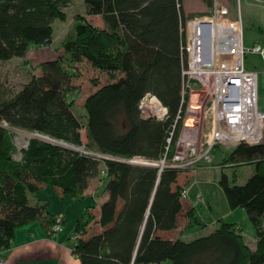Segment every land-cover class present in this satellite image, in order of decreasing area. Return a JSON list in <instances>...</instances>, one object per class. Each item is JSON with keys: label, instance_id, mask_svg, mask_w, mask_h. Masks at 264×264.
I'll use <instances>...</instances> for the list:
<instances>
[{"label": "trees", "instance_id": "obj_1", "mask_svg": "<svg viewBox=\"0 0 264 264\" xmlns=\"http://www.w3.org/2000/svg\"><path fill=\"white\" fill-rule=\"evenodd\" d=\"M181 2L84 0L86 15L100 16L102 27L84 15L75 16L72 31L61 40L59 56L37 64L39 73L30 75L14 93L0 83L1 256L10 248L16 227L38 220L49 231L55 221L48 201L30 203V196L51 187L60 197L80 200L89 181L96 178L107 197L97 219L92 206H87L74 222L72 253L80 264H264V141L230 148L221 162L252 163L254 171L243 184H235L223 171L217 182L228 207L246 211L255 232L254 249L245 242L238 223L221 218L211 232L190 241L158 235L174 229L182 211L178 169L158 172L154 167L101 162L36 137L28 140L20 161L13 159L11 128L70 146L84 144L117 158L157 160L180 107L170 156L185 109L179 105L184 60L180 29L185 22ZM204 2L208 7L212 4ZM69 3L0 0V61L24 58L29 48L51 44L52 22L66 20ZM82 61L108 76L107 83L85 97L83 122L68 98L75 89L76 65ZM147 93L167 109L164 120L140 117L138 104ZM186 217L190 226L203 225L193 208ZM93 222L100 231L82 238Z\"/></svg>", "mask_w": 264, "mask_h": 264}, {"label": "built area", "instance_id": "obj_2", "mask_svg": "<svg viewBox=\"0 0 264 264\" xmlns=\"http://www.w3.org/2000/svg\"><path fill=\"white\" fill-rule=\"evenodd\" d=\"M213 1L212 16L191 19L180 29L184 60L180 71L179 105L182 106L185 103L188 95L204 94L208 105L205 107L203 115L208 122V127L202 137L189 138L184 134H179L174 141L172 154L169 156V145L181 112L179 107L166 138L165 151L157 160L139 157L117 158L88 149L84 144L78 147L66 144L67 149L101 162L119 161L132 165L154 167L158 172H161L164 168L183 171L200 163H209L211 161L210 151L219 145L233 148L240 144L254 145L262 142L264 111L260 110L258 106V75L255 70L246 68L245 57L247 53H255L261 56L264 62V47L253 44L250 48H246L243 44L240 20H219V16L225 12V9L223 5L217 6V0ZM239 1L236 0L237 3ZM251 1L262 2V0ZM153 101L158 104L155 105ZM195 107L199 110L202 109L203 102L197 101ZM138 109L142 118L152 117L164 120L167 117V109L155 96L149 93L139 101ZM190 119L193 122L197 120L194 116H191ZM187 128L189 126L184 125V129L187 130ZM27 144L28 141L24 149ZM23 150L16 156L13 154L15 161L21 160ZM102 174H105L104 170ZM186 196L187 191H181L180 200L185 199ZM62 218V214L55 215V221L49 230L50 234L62 231ZM0 264H5L1 255Z\"/></svg>", "mask_w": 264, "mask_h": 264}, {"label": "rangeland", "instance_id": "obj_3", "mask_svg": "<svg viewBox=\"0 0 264 264\" xmlns=\"http://www.w3.org/2000/svg\"><path fill=\"white\" fill-rule=\"evenodd\" d=\"M181 1L184 2L185 8L188 11L198 10L201 7L202 2L206 7L203 12L188 14V16L184 15V24L191 19H198L205 16L210 17L213 14V0H211L212 4L210 7L205 4L204 0ZM220 5H223L225 12L221 13L219 20H240L239 22H241L242 25L243 44L246 48H250L253 44H259L264 47V0L260 3H255L251 0H240L239 3H237L236 0H217V6ZM64 11L66 12L65 21L55 19L52 22V43L49 45V49L46 48L47 51L57 52L58 55L62 53L60 49L61 40L72 31L73 19L77 15H84L86 13L84 0H70L69 5ZM26 60L27 59L24 58H17L0 61V83L8 93L18 91L21 85L29 79L30 75H35V64H32L35 61L31 63L30 60ZM245 66L246 68L253 69L257 72L258 106L260 110L264 111V62L262 61V57L255 53H247L245 57ZM76 67L77 68L74 71L76 75L72 79V85L75 89L68 95V98L72 102V109L75 115L83 122V103L85 97L100 85L107 83L108 76L93 69L86 61L78 63ZM193 86L196 87V85ZM200 94L201 95L198 96H193V94L187 96L184 103L185 109L183 117L181 118L178 135L184 134L189 138H201L206 132L208 122L203 115V111L208 105V102L204 94ZM197 101L203 102V107L200 110L195 107ZM190 108L193 109L191 110ZM191 116L196 117L197 120L195 122L191 121ZM191 124H193V126H191ZM184 125L189 126V128L185 130ZM2 126H5V124L2 123ZM9 133L15 148L14 156L24 149V146L30 138H38L37 136H39L36 133L26 132L16 128L9 129ZM32 134H36V136L33 137ZM81 136L83 142H86L84 129L81 131ZM39 139L41 138L39 137ZM262 141H264V131ZM53 143L56 144L58 141H54ZM229 151L230 148L219 145L210 151L211 161L209 163H200L194 165L193 168L179 171L176 185L181 191H187V196L185 199H181V203L184 207L186 204H189L188 202L196 199L198 202H196L197 209L200 210V213H198L197 209L193 208V210L196 217H198L203 223V225L190 226L186 217V212L190 209L184 207V210H182V214L178 219V224L182 228L180 233H183L182 236L184 237V241H190L195 237L211 232L215 228L216 220L221 217V219L226 222L238 223L242 229V235L247 245H254L255 232L246 211L240 207L230 209L217 184L221 170L228 175L229 180H232L233 178L235 184H243L253 173L254 165L252 163L236 165L221 163ZM218 165L222 167H219ZM99 188L100 185L96 187V196H99L97 194L99 193ZM55 195L56 194L51 187H42L38 190L35 196L29 197V201L30 203H33L36 199H49L51 201L52 211L61 210L65 213L66 222L65 227L62 229H64L65 233H71L73 232V221L76 219V213H81L80 209L84 207L85 204H91L92 200L89 197H85L78 200L80 201L79 203L68 205V202L70 201L69 199L66 198L63 201H60ZM206 200L211 206V211L207 208ZM195 227L198 229L197 231H193V228L195 230Z\"/></svg>", "mask_w": 264, "mask_h": 264}, {"label": "crops", "instance_id": "obj_4", "mask_svg": "<svg viewBox=\"0 0 264 264\" xmlns=\"http://www.w3.org/2000/svg\"><path fill=\"white\" fill-rule=\"evenodd\" d=\"M182 9L185 16H188V14H195L197 12H203L206 8L204 3L202 2L201 7L198 10L194 11H188L185 8L184 2L182 1ZM86 18L92 22L93 24L102 27L103 23L98 15H86L84 14ZM52 43V41H51ZM50 45V44H49ZM31 47L28 49L24 59L30 60L32 64H35V66L45 60L54 59L57 56V52L54 51H47L46 48L49 47ZM49 49V48H48ZM17 59V58H12ZM21 59V58H19ZM26 60V61H27ZM34 66V67H35ZM249 69V68H248ZM34 74L37 75L39 73L38 69L34 70ZM33 74V73H32ZM82 131V130H81ZM220 163V162H218ZM219 167H222L218 165ZM223 171V170H221ZM219 178V177H218ZM178 179V178H177ZM218 182V180H217ZM218 184V183H217ZM100 185V188L98 189L97 193L99 196H96V187ZM220 188V187H219ZM56 197L63 201L67 197H60L59 192H54ZM224 196V195H223ZM89 197L92 202L91 204H85L84 207H82L80 210L81 213H76V219L79 218L84 211L86 210L87 206H92L91 212L94 215L95 219H97L98 213H99V206L107 197V193L103 191L101 183L96 179H91L89 181V184L84 191V197ZM195 198V197H194ZM69 199V198H67ZM39 200H45L48 201V212L56 215V214H63L64 220L66 222L65 213L61 210L58 211H52L51 210V201L49 199H39ZM68 205H72L74 203H79L78 200H72L69 199ZM77 201V202H75ZM226 201V200H225ZM85 202V201H84ZM197 200L193 199L192 201L188 202L189 204H186L184 207H187L188 209L194 208L197 209ZM207 202V200H206ZM35 203V201L33 202ZM227 203V202H226ZM182 205V203H181ZM207 208L211 211V206L207 202ZM184 207L182 205V210H184ZM198 210V209H197ZM205 210V209H204ZM198 213H200V210H198ZM182 214V211L177 216V224L176 227L169 231H159L158 235L161 238L164 239H176L180 238L183 240V233H180L182 230L181 226L178 224L179 216ZM221 218V217H220ZM75 219V220H76ZM75 220L73 222H75ZM65 227V225H64ZM63 227V228H64ZM74 227V225H73ZM88 233L81 236L82 238H86L90 233L92 232H99L100 227L96 223H91L89 225ZM73 230V229H72ZM198 229L195 227V230L193 228V231H197ZM192 231V232H193ZM201 231V230H200ZM75 237L73 232L68 233L62 229V231L50 234L49 231H46L38 220L28 222L24 225L18 226L14 230L13 238L11 240L10 248L6 251L4 255H2L3 259L5 260V264H80L79 259L73 255L72 253V247L75 243ZM256 239L254 242V245L249 246L251 249L255 248ZM160 264H170L168 261H164Z\"/></svg>", "mask_w": 264, "mask_h": 264}, {"label": "bare ground", "instance_id": "obj_5", "mask_svg": "<svg viewBox=\"0 0 264 264\" xmlns=\"http://www.w3.org/2000/svg\"><path fill=\"white\" fill-rule=\"evenodd\" d=\"M154 102V104L155 105H157L158 104V102H156V101H153ZM191 110L193 109V108H190ZM32 136H36V135H32ZM38 138L40 137V136H37ZM42 140H45V141H50V142H54V141H52V140H50V139H48V138H46V137H40Z\"/></svg>", "mask_w": 264, "mask_h": 264}, {"label": "water", "instance_id": "obj_6", "mask_svg": "<svg viewBox=\"0 0 264 264\" xmlns=\"http://www.w3.org/2000/svg\"><path fill=\"white\" fill-rule=\"evenodd\" d=\"M32 135H36V134H32ZM34 137V136H33ZM47 138V137H46ZM49 139V138H48ZM51 140V139H50ZM53 141H55V140H53ZM46 142H50V141H46ZM59 146H62L63 148H68L67 146H66V143H64V142H61V141H59L58 143H57Z\"/></svg>", "mask_w": 264, "mask_h": 264}]
</instances>
